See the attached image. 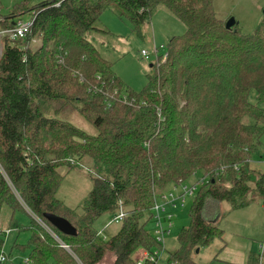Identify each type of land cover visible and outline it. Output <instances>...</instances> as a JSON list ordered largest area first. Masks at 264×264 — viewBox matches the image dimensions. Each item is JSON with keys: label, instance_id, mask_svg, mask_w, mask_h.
Wrapping results in <instances>:
<instances>
[{"label": "trees", "instance_id": "obj_1", "mask_svg": "<svg viewBox=\"0 0 264 264\" xmlns=\"http://www.w3.org/2000/svg\"><path fill=\"white\" fill-rule=\"evenodd\" d=\"M161 6L187 29L169 40L167 59L152 64L147 84L135 91L87 33L112 9L140 34ZM25 14L34 18L26 36L1 39L0 210L13 209L11 226L31 231L20 244L29 259L100 264L111 253L112 264H136L139 248H160L146 228L155 196L199 175L210 181L197 192L190 226L170 252L172 262L197 264L196 250L223 233L214 216L205 217L210 201L240 208L251 191L264 198V171L252 161L264 135V20L250 34L239 22L227 29L214 0H26L8 15L0 12V30ZM69 109L97 132L60 119ZM83 157L95 162L98 177L76 209L58 197L60 169H73ZM122 204L127 215L104 240L95 224ZM16 209L28 211L32 223L19 226ZM45 213L65 217L77 233H62Z\"/></svg>", "mask_w": 264, "mask_h": 264}, {"label": "rangeland", "instance_id": "obj_2", "mask_svg": "<svg viewBox=\"0 0 264 264\" xmlns=\"http://www.w3.org/2000/svg\"><path fill=\"white\" fill-rule=\"evenodd\" d=\"M24 1L26 0H0V12L8 15L16 5ZM39 1L41 0H31V4ZM214 6L220 19L227 21L234 17L239 22L243 33H253L264 20V0H214ZM31 17V14H25L22 20H29ZM95 26L97 29L87 33L88 40L104 57L114 63L113 69L117 75L121 77L126 86L135 91L142 90L147 84L148 75L153 73L151 65L156 62L154 47L164 46L161 49V55L168 50L169 40L175 35L185 33L187 29L186 25L164 6L158 8L151 22L143 25L140 34L134 30L128 18H120L112 9L105 10ZM33 41L34 46L40 43L39 38ZM2 44L0 39V45ZM143 49L150 51L151 59H145L142 56ZM256 94V90L250 94V99L254 103L257 102ZM59 118L89 133L97 132L96 127L77 110L69 109L60 114ZM252 161L255 168L264 171V135L261 138V144L252 155ZM60 170L65 174V178L59 189L58 197L68 206L77 209L93 188L94 181L98 177L97 166L91 158L83 157L73 169L68 170L63 167ZM180 189L181 187L177 186L174 189L175 193ZM195 196L188 198L184 207L180 205L173 210V226L171 232L164 238V249L161 250L160 261L157 264L173 263L170 261V252L178 247V237L182 230L190 226V211ZM245 200H248L249 204L240 208H232L231 204L226 201L211 203L208 212L209 214L214 213L213 222L223 230V233L221 236H216L209 245L201 247L199 252L196 251L194 258L197 264H251L252 256L259 257L260 246L264 242V207L261 208L263 197L258 192L251 191ZM157 201L162 203L160 196L157 197ZM12 211L13 209L6 205L0 210V231L8 232L7 234L0 233L1 238L5 237L0 255L7 254L8 260L5 264H20L25 263L29 258V250L23 251L22 255H11L10 253L13 243L18 238L17 230H8L11 226ZM27 212L23 209L15 211V219L24 226L32 223V217ZM112 217L105 214L95 224L98 230H104L101 233L104 240H109L122 225V221L111 222ZM146 228L154 235L153 220L146 224ZM22 238L23 236H19L20 240ZM226 243H228L227 247H225ZM232 247L239 251H248L245 262L239 261V253L230 249ZM113 257L111 253H108L100 264H112ZM231 257L233 260H230ZM140 261H143V258ZM31 264L36 263L31 261Z\"/></svg>", "mask_w": 264, "mask_h": 264}, {"label": "built area", "instance_id": "obj_3", "mask_svg": "<svg viewBox=\"0 0 264 264\" xmlns=\"http://www.w3.org/2000/svg\"><path fill=\"white\" fill-rule=\"evenodd\" d=\"M33 23H34L33 17L25 21L21 19L16 23H14L13 27L0 30V39H2L3 37H9V39L15 40L17 38L24 37L29 32ZM162 48H164L163 45H161L160 47L155 46L153 49L156 62L158 61V63L160 61H165L168 57V51L163 52L162 57H160V52ZM1 54H2V45H0V56ZM142 56L145 59H151V53L146 49L142 50ZM121 97H123L125 101L128 100L127 94H122ZM236 168L238 169V167ZM209 181H210V177L208 176H201L196 183H188L187 181H180L179 183L172 186L170 189L160 192L155 196V202L153 206V221L155 223L154 236L157 242L160 244V248H155L153 250H149L144 247L139 248L135 255L136 264H147L149 262L157 264L160 261V253L161 250L164 249L163 246L164 238L167 234L171 232V227L173 226V218H174L173 210L175 208L180 207V205L184 207L187 203V199L193 198L196 195L198 186L199 185L203 186L207 184ZM177 186H180L181 189L179 192L175 193L174 189L177 188ZM158 196H160L162 200L161 204L157 201ZM126 215H127V211L122 204L120 206L119 212L113 215L111 222L123 221ZM46 228L50 233H52L48 227ZM102 232H104V230H100L99 233L101 234ZM260 247H261L260 250L261 254L259 255L258 263L264 264V260H263L264 242L261 243ZM141 258H143V261H140ZM7 260H8L7 254L2 253L0 255V264H5ZM27 261H30V259L28 258L25 261V263H27ZM172 264H177V263L173 262Z\"/></svg>", "mask_w": 264, "mask_h": 264}, {"label": "crops", "instance_id": "obj_4", "mask_svg": "<svg viewBox=\"0 0 264 264\" xmlns=\"http://www.w3.org/2000/svg\"><path fill=\"white\" fill-rule=\"evenodd\" d=\"M152 66V65H151ZM200 177L201 176H199V175H194L193 176V178L192 179H190V180H186L188 183H196L199 179H200ZM200 187H201V185H199L198 186V189H197V191L200 189ZM213 202V201H212ZM211 201L206 205V207H205V210H204V214H205V217L207 218V219H209V218H211V217H213L214 216V213H210L209 214V212H208V208L210 207V205H211V203H212ZM216 203V202H215ZM263 207H264V198H263V200H262V204H261V208L263 209ZM18 221V220H17ZM19 226H24L23 224H21V223H19ZM28 226V225H27ZM17 230L18 231V238H16V240H15V242L13 243V245H12V249H11V255H15V254H17V255H22V253H24L23 252V250L25 251V247H23L22 245H20V244H23V245H25L26 243H28L29 242V240H30V237H31V231H26L25 229H22L21 227H14V226H10L9 228H8V230ZM7 230V231H8ZM2 232V234H7L8 232H4V231H0V233ZM2 236V235H1ZM19 236H23V238L20 240L19 239ZM4 237V236H3ZM1 238V237H0ZM5 238V237H4ZM4 238H2L3 240H4ZM228 246V243H226L225 244V247H227ZM224 247V248H225ZM230 249H233V250H235V251H238V253H239V256H240V258H239V261H243V262H245L246 261V259H247V256H248V251H246V250H243V251H239V250H237L235 247H232V248H230ZM224 250V249H223ZM29 257V256H28ZM256 258V257H255ZM257 259V263L259 262V257L258 258H256ZM230 260H233V258L231 257L230 258ZM263 260H264V256H263ZM242 262V263H243ZM20 264H31V260H30V262L29 263H20Z\"/></svg>", "mask_w": 264, "mask_h": 264}, {"label": "water", "instance_id": "obj_5", "mask_svg": "<svg viewBox=\"0 0 264 264\" xmlns=\"http://www.w3.org/2000/svg\"><path fill=\"white\" fill-rule=\"evenodd\" d=\"M237 23L238 21L234 17H231L226 21V28H233ZM45 217L62 233L68 235H75L77 233V228L65 217L53 213H45ZM196 251L199 252L200 249Z\"/></svg>", "mask_w": 264, "mask_h": 264}]
</instances>
